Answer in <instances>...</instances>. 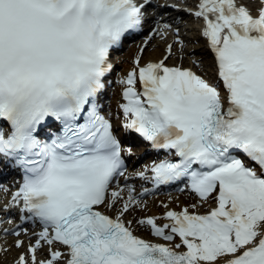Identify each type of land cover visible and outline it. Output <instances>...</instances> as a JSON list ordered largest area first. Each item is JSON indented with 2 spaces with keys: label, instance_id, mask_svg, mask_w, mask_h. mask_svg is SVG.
Listing matches in <instances>:
<instances>
[{
  "label": "snow or ice",
  "instance_id": "6c2138e0",
  "mask_svg": "<svg viewBox=\"0 0 264 264\" xmlns=\"http://www.w3.org/2000/svg\"><path fill=\"white\" fill-rule=\"evenodd\" d=\"M152 6L0 0V214L41 229L14 264H264V0L175 9L202 19L214 78L167 64L176 44L185 47L178 27L165 55L145 62L151 40L172 25L151 29L117 80V127L105 111L112 53ZM121 130L164 153L136 178L156 188L183 183L194 197L135 221L161 242L125 219L147 205L128 183L125 153H133ZM13 174L19 180L6 183Z\"/></svg>",
  "mask_w": 264,
  "mask_h": 264
},
{
  "label": "bare ground",
  "instance_id": "6f19581e",
  "mask_svg": "<svg viewBox=\"0 0 264 264\" xmlns=\"http://www.w3.org/2000/svg\"><path fill=\"white\" fill-rule=\"evenodd\" d=\"M166 0H152V4H155L157 11L154 13L152 18L147 21L146 29L143 32V36L139 39H136V42L132 45H128L125 49V52L122 55L123 61L115 67L117 74L115 75V85L116 89H111L109 94L112 97V105L107 112L112 113L113 116L117 115V105L119 100V91L117 80L120 77L119 72H121L122 67L124 70L131 68L132 59L137 53L139 46L143 44V41L147 38L151 29L159 28L161 32L164 31L163 25L168 23L172 25V28L167 31L166 36H161L159 34L155 35L151 40L148 49L144 55V61L148 60H159L165 55V49L168 44H174L176 40L175 29L178 27L180 29V38L184 41L185 47L181 50L180 46L176 44L173 48V55L167 61V64L177 65L182 63L183 66L194 68L199 70L201 74L207 73L206 78H212L213 74L211 72V62L212 59L206 49V41L203 37L199 35L200 25L198 23V18L189 15L188 12H178L174 11L171 7H165ZM242 2L248 3L249 0H242ZM255 6V5H250ZM182 8V7H181ZM155 9V8H154ZM200 60L203 63L197 66L194 62ZM131 176V175H130ZM133 177V176H132ZM131 186L135 188V194L138 199H141L144 204L147 205L143 210L136 209L135 211L130 212L125 219L132 220V226L139 232L147 233L148 231L141 230L136 225L135 221L150 215H159L164 213L165 209L162 207L163 204H169L171 207H177L176 203L180 202L181 205H187L189 201H194L193 195L188 192H180L171 195H162L159 196L152 195L147 191V194L142 197L140 193H144L147 189V186L144 184L143 180L134 178L128 182ZM171 197V199H170ZM207 206V205H204ZM0 217L4 216L1 215ZM13 225L9 223H3L0 225V246H3L7 249L6 252L0 253V264H14L17 256L26 251L27 245L29 242L35 241V236L32 235L33 232H39L36 229H32L29 234L25 237H14L9 235H3L2 229L7 228L9 231L12 229ZM17 239L23 240L25 247L16 248L15 243ZM46 253L45 251L39 253L40 258H44Z\"/></svg>",
  "mask_w": 264,
  "mask_h": 264
}]
</instances>
